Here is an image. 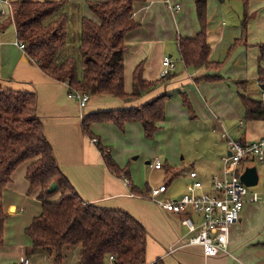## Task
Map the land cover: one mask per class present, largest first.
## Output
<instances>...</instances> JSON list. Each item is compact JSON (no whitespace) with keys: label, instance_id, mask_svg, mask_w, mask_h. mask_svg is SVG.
Masks as SVG:
<instances>
[{"label":"crops","instance_id":"0c3cea01","mask_svg":"<svg viewBox=\"0 0 264 264\" xmlns=\"http://www.w3.org/2000/svg\"><path fill=\"white\" fill-rule=\"evenodd\" d=\"M225 1L220 0L221 3ZM206 3V38L210 47L208 60L214 66L198 69L186 68L177 49L178 38H193L200 30L194 0H144L133 4V18L138 26L128 32L124 39L128 48L124 55L126 93L132 91V75L136 67H141L142 77L146 81L153 82L161 78L162 59L165 56L174 62L168 80L135 100L95 95L89 96L86 105L80 107L76 99L68 97L66 83L46 76L18 48L13 25L10 31L8 28L0 32V84L7 89L36 94V113L42 122L44 135L52 146L59 169L85 202L103 208L124 210L141 223L147 231L146 263L264 264V194L260 195V201L257 202L250 198V193L258 190L253 189L248 193L240 220L230 227L228 254L221 253L213 257H204L200 245L188 243L191 234L181 223L180 215L165 211L149 199L150 189L162 184L167 185V192L161 194L160 199L183 193L186 184L190 182V171H195L206 191H210L211 175L220 173V159L228 150L227 139L254 141L264 137V119L246 120L245 108L240 99L241 96H247L262 100L258 69L261 67L264 70V61L259 59V45L264 43V0H251L250 18L242 31L240 27L244 18L241 20L238 15L229 26L221 22L230 9L233 12L236 4L226 3L228 8L227 5H219L217 0H206ZM168 5L178 7L168 9ZM1 11L7 13L3 5L0 15H4ZM85 13L83 17L95 20L88 6H85ZM239 81L246 82V85L238 88L236 82ZM252 89L257 90L258 98L250 96L254 92ZM182 94L192 106V113L184 106ZM160 95H169V98L165 103L164 120L157 124L159 130L151 142L144 141L143 128L138 122H127L123 130L112 123L95 122L89 127L92 138L84 135L82 123L89 115L137 107ZM188 121H196L198 123L194 124L200 125L192 127L191 123H187L185 130H182V124ZM191 128L201 136L200 141L193 147L189 146V154L185 152L182 157L181 144L185 142L184 136L188 137L186 132ZM211 129L213 133L219 131L223 141H211ZM223 133L227 137H223ZM93 139L108 149L109 155L120 168H123L125 162L124 156L119 154L121 144L127 149L133 139L145 144L149 142L146 144L149 152L143 157L147 159L145 163L151 171L164 172L161 173L159 184L156 181L142 184L131 177L132 172L127 169V179L131 184L128 187L123 177L112 174L106 168ZM165 145L178 152L164 150ZM203 145L207 151L203 150ZM159 152L164 157L163 162L157 157ZM126 155H129V151ZM154 159L162 164L161 169L153 167ZM189 160H193V163ZM259 164L264 174V163ZM251 166L256 168V163ZM25 170L26 166H20L3 190L1 204L7 218L4 242L0 246V264H22L23 258H27L28 264H31L29 257L43 255L39 253L40 249L32 247L25 232L22 233L42 209L36 194L27 193ZM172 186L174 189L177 187V190L171 191ZM135 191L146 196L134 194ZM170 249L173 250L170 252Z\"/></svg>","mask_w":264,"mask_h":264},{"label":"trees","instance_id":"16d2710c","mask_svg":"<svg viewBox=\"0 0 264 264\" xmlns=\"http://www.w3.org/2000/svg\"><path fill=\"white\" fill-rule=\"evenodd\" d=\"M144 0H106L88 2L95 17L80 18L77 52H66L69 41L67 0H11L10 11L0 15V32L13 25L16 38L24 44V52L46 76L66 83L69 92L78 91L89 96H107L132 101L155 89L169 79L146 81L138 66L132 75V91L124 90L125 35L138 24L133 18V4ZM246 3L247 0H241ZM200 30L193 38H178L177 49L186 68L211 67L207 44V3L194 0ZM247 17L242 29L245 30ZM260 61H264V43L259 45ZM260 82L264 84V70L259 67ZM213 79V78H210ZM238 88L246 82H236ZM169 95H160L144 104L124 109L91 114L83 120L84 135L92 138V123H112L123 130L127 122H138L146 139L150 140L164 120L165 103ZM186 108L190 104L181 95ZM246 120L264 119V103L247 96L240 97ZM37 96L33 92L15 91L0 84V246L4 242L7 213L1 198L12 181L14 172L26 166L27 193L36 194L41 213L25 229L32 247L48 250L55 264H61L67 245H80L79 264H108L115 256L116 264H146L147 231L129 213L121 209L103 208L85 202L61 172L51 144L46 139L42 122L36 113ZM242 142H245L242 140ZM97 147L106 168L116 176L128 177L127 168H120L108 153ZM55 183L56 190L48 188ZM139 196H146L134 192Z\"/></svg>","mask_w":264,"mask_h":264},{"label":"built area","instance_id":"2783aa9c","mask_svg":"<svg viewBox=\"0 0 264 264\" xmlns=\"http://www.w3.org/2000/svg\"><path fill=\"white\" fill-rule=\"evenodd\" d=\"M11 0H0L10 11ZM168 9L177 8L167 6ZM4 14V11H1ZM19 49L24 51V44L16 42ZM162 71L160 76H167L174 69L173 60L165 56L162 59ZM68 97L79 102L84 107L89 99L86 93L72 91ZM264 103V90L261 92ZM227 137L226 133L222 134ZM97 144V140H92ZM227 153L221 157L222 168L219 174H213L210 178L211 190L206 191L203 183L198 179L195 171H190V182L185 186L183 193L175 197L160 199V195L167 192V185L162 184L152 187L149 193L151 199L165 211L180 215L181 223L186 227L191 236L188 243L200 245L204 257H213L221 253L228 254L229 230L238 223L243 205L249 193V187L240 179L243 171L253 163H264V137L254 141L227 139ZM155 169H161L162 164L154 159L152 163ZM125 184L130 187V181L124 178ZM252 201H260L263 192L250 193ZM173 249H170V252ZM22 264H28V259L23 258ZM108 264H116V257L109 256ZM146 264H160L158 261Z\"/></svg>","mask_w":264,"mask_h":264},{"label":"rangeland","instance_id":"374dc122","mask_svg":"<svg viewBox=\"0 0 264 264\" xmlns=\"http://www.w3.org/2000/svg\"><path fill=\"white\" fill-rule=\"evenodd\" d=\"M87 1V0H86ZM85 0H68V2L70 3V7H68V15H69V41L66 47V52L68 53H72L75 54L77 52V46H78V40H79V32H80V18L81 16L83 17L84 15H86L85 13V6H87V3L89 1L86 2ZM219 5L221 4L222 6L227 5L228 8H230L228 6V4L226 3H231V5H235L233 8V12L229 10V12L225 15L221 10V17L223 18L221 20V22H225L228 26L231 25L235 20H236V15L240 16L241 20L243 18H248L247 22L249 21L250 18V3L251 0H247L246 3L242 2L241 0H226V3H221L220 0H217ZM237 1V2H235ZM2 5L3 8L6 9L7 11V6L5 7V5L3 4V2L0 3V10L2 9ZM221 7V6H220ZM7 14V13H6ZM241 23V22H240ZM241 31L242 29V25H241ZM12 29L11 25L9 27L10 31ZM250 83V82H249ZM254 90V92H252V95L254 98H258V92L256 89H252ZM191 105H190V110L189 112L192 113L193 108L191 109ZM195 112V110H194ZM196 114V113H195ZM187 123H191L192 127H196L200 124H194V123H198V122H185L184 124H182V130H185V127L187 126ZM216 125V124H215ZM213 128V125H212ZM217 128V127H216ZM212 131V129H211ZM211 133V132H210ZM205 134H207L205 132ZM163 135V133L161 134V136ZM186 135H188V137H185L184 135V139L185 142H183L181 144V149H180V154H182V157L185 155V152L189 154L188 152V148L193 147L194 145L199 144L200 138L201 136H199L198 134H196L194 132V128H191L189 132H186ZM211 135L213 136V138L211 139V141L214 140H222L220 136V132H216V133H211ZM144 136V135H143ZM206 137V135H205ZM230 137V136H229ZM145 139V136H144ZM154 140V138H152ZM151 140H147L145 139L144 141H152ZM225 142V141H224ZM149 142H146V144ZM144 142L138 141V140H131L130 144L128 145V148L126 149V146L124 144H121L120 150H119V154L124 156V164H123V168H127L129 170V172L131 173V177H133L134 179H136V181H141L142 184H146V183H154L156 181V184H159V178L160 176L164 173V172H154L151 171L149 165H147L145 162L147 161V159H144V155L149 152V146L146 145ZM114 147V146H112ZM166 151H175V153H177L178 151L174 148H170L168 145L164 146L163 148ZM207 147L204 148L203 145V150H206ZM129 151V155H126L127 152ZM124 152V153H123ZM193 155V154H192ZM191 156V153H190ZM158 158H160L162 160V162L164 161V157L161 156V153H158ZM149 161H151V159H149ZM190 163H193L192 161H188ZM256 168L258 171V175H259V181L257 183L256 186H252L249 187V192H251L253 189H256L258 191H263L264 188H262L263 186V181H264V174L262 172V168L261 165L259 163H256ZM162 173V174H161ZM215 174H218L217 172ZM176 185V184H174ZM172 190H177V187L174 189V186L171 187L170 189ZM19 213V212H18ZM22 233H24V230H22ZM38 250L40 251L39 253H43L39 254V256L35 255L32 257H29L31 260V264H55L54 262V255L48 251V250ZM63 260L61 264H79V260H80V245H67L64 247L63 249Z\"/></svg>","mask_w":264,"mask_h":264},{"label":"water","instance_id":"95a60500","mask_svg":"<svg viewBox=\"0 0 264 264\" xmlns=\"http://www.w3.org/2000/svg\"><path fill=\"white\" fill-rule=\"evenodd\" d=\"M260 88L264 90V84L260 85ZM241 181L248 187L255 186L258 182V174L254 166L247 167L240 176ZM57 186L52 183L48 188V191L52 192L56 190Z\"/></svg>","mask_w":264,"mask_h":264}]
</instances>
